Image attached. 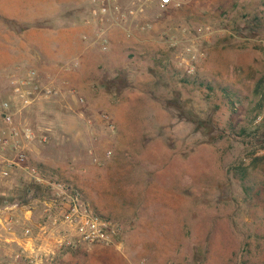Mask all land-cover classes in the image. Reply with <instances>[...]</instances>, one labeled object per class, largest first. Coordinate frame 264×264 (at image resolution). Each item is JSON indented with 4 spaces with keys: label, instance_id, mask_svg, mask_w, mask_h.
I'll list each match as a JSON object with an SVG mask.
<instances>
[{
    "label": "rangeland",
    "instance_id": "obj_1",
    "mask_svg": "<svg viewBox=\"0 0 264 264\" xmlns=\"http://www.w3.org/2000/svg\"><path fill=\"white\" fill-rule=\"evenodd\" d=\"M117 7L127 15L92 23L101 56L91 60L86 92L39 72L53 92L18 105L15 124L39 137L22 142L27 164L47 181L18 167L0 181V209L18 203L17 233L38 234V264H264V0ZM27 68L0 73V102L13 73ZM118 70L125 82L107 84ZM5 130L0 109V150L11 155ZM58 182L118 225L115 244L55 247L44 238L52 227L45 201ZM6 235L0 224V264L21 249Z\"/></svg>",
    "mask_w": 264,
    "mask_h": 264
},
{
    "label": "built area",
    "instance_id": "obj_2",
    "mask_svg": "<svg viewBox=\"0 0 264 264\" xmlns=\"http://www.w3.org/2000/svg\"><path fill=\"white\" fill-rule=\"evenodd\" d=\"M118 0H91L90 18L87 23H97L104 25L114 17V12L126 16L127 14L117 7ZM183 0H160L163 7ZM115 6V7H114ZM143 4H139L137 9H131L130 13L135 14L142 10ZM103 50H108L110 40L104 34L100 35ZM13 73L10 80L11 96L0 102L2 121L8 127L5 143L13 149V154H2L0 150V181L9 179L19 167L24 169L30 180L35 183H45L36 166L27 164V154L22 142L29 144L37 139V131L29 124L17 125L14 116L20 111L18 105L23 108L30 106L36 100L49 96L54 86L43 82L39 71L36 68L22 69ZM113 129V124L110 125ZM46 136L42 138L45 140ZM55 189L52 199L45 201L44 211L46 216L51 219L52 227L47 224H40L43 231L48 230L45 239L53 237L52 244L55 247L75 244H115L119 234L118 225L110 218L97 213L89 204L82 199L79 192L65 188L61 182L51 183ZM18 203L6 205L0 209V224L7 232L6 240L17 242L20 250L15 254V260L10 264H38V253L35 254L38 234L30 227L23 228L22 235L19 236L16 229V217L13 210L17 209ZM59 210V212H57ZM45 235V233H43ZM43 235V236H44ZM44 243L43 245L45 246ZM43 249V247H39ZM46 250V247H45ZM37 261V262H36Z\"/></svg>",
    "mask_w": 264,
    "mask_h": 264
},
{
    "label": "crops",
    "instance_id": "obj_3",
    "mask_svg": "<svg viewBox=\"0 0 264 264\" xmlns=\"http://www.w3.org/2000/svg\"><path fill=\"white\" fill-rule=\"evenodd\" d=\"M87 1L84 15L85 0H0V73L27 66L41 74L52 72L58 79L70 78L86 92L97 67L91 60L101 56L91 42L95 30L86 22L91 0ZM13 23L16 28L25 25V30H12ZM118 33L111 32L113 46Z\"/></svg>",
    "mask_w": 264,
    "mask_h": 264
},
{
    "label": "trees",
    "instance_id": "obj_4",
    "mask_svg": "<svg viewBox=\"0 0 264 264\" xmlns=\"http://www.w3.org/2000/svg\"><path fill=\"white\" fill-rule=\"evenodd\" d=\"M118 71H121V70H118ZM125 77V74L121 71L117 76L116 78L114 79H111V80H108L106 83L108 84H111L112 82L115 84V83H121L123 81V83L125 82V80H122L123 78ZM126 85V84H125ZM198 124H200L201 126H204L205 122L202 121V120H199Z\"/></svg>",
    "mask_w": 264,
    "mask_h": 264
}]
</instances>
